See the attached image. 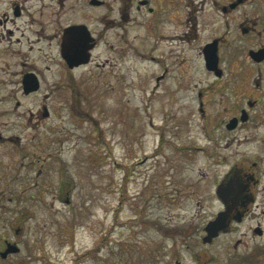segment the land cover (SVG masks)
I'll return each mask as SVG.
<instances>
[{
  "label": "rangeland",
  "instance_id": "obj_1",
  "mask_svg": "<svg viewBox=\"0 0 264 264\" xmlns=\"http://www.w3.org/2000/svg\"><path fill=\"white\" fill-rule=\"evenodd\" d=\"M147 61L87 67L80 89L64 91L77 101L54 121L56 133L7 152L0 253L5 242L19 252L0 264H244L248 225L202 242L220 209L213 184L225 152L194 159L177 151L199 130L195 105L178 98L177 74L169 90L148 96L159 59ZM30 159L40 162L28 168Z\"/></svg>",
  "mask_w": 264,
  "mask_h": 264
},
{
  "label": "flooded vegetation",
  "instance_id": "obj_2",
  "mask_svg": "<svg viewBox=\"0 0 264 264\" xmlns=\"http://www.w3.org/2000/svg\"><path fill=\"white\" fill-rule=\"evenodd\" d=\"M127 57L159 59L148 96L169 90L177 74L178 98L194 102L199 130L176 149L211 159L222 147L217 238L248 225L242 260L264 264V0H0V203L7 152L56 133L54 121L73 114L77 100L64 91L79 88L78 74Z\"/></svg>",
  "mask_w": 264,
  "mask_h": 264
},
{
  "label": "water",
  "instance_id": "obj_3",
  "mask_svg": "<svg viewBox=\"0 0 264 264\" xmlns=\"http://www.w3.org/2000/svg\"><path fill=\"white\" fill-rule=\"evenodd\" d=\"M224 194H225V187L224 184L221 183L218 186L217 189V195L220 199L224 200ZM224 212H220L216 218L210 222H208V224L206 225V227L204 228L205 230V237L202 239L203 243H210L215 237H217L219 235L220 232L224 231ZM19 251V249L13 245V244H7V248L5 249L4 252L0 253V257L6 258L7 255L9 253H17ZM176 264H180L178 262H176Z\"/></svg>",
  "mask_w": 264,
  "mask_h": 264
}]
</instances>
